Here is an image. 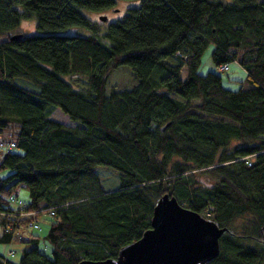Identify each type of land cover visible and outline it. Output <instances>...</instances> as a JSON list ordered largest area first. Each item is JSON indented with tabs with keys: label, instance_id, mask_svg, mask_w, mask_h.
Masks as SVG:
<instances>
[{
	"label": "trees",
	"instance_id": "trees-1",
	"mask_svg": "<svg viewBox=\"0 0 264 264\" xmlns=\"http://www.w3.org/2000/svg\"><path fill=\"white\" fill-rule=\"evenodd\" d=\"M113 2L0 0V141L14 144L0 150V244L52 217L50 256L31 235L17 262L0 253V264L115 259L164 194L224 229L205 264H264V0H138L101 23L82 13ZM29 18L36 33L10 40ZM72 27L91 32L62 33ZM208 44L219 72L245 71L236 89L199 73ZM120 66L132 84L107 87ZM99 167L117 188H101ZM194 169L212 182L198 186Z\"/></svg>",
	"mask_w": 264,
	"mask_h": 264
},
{
	"label": "water",
	"instance_id": "water-1",
	"mask_svg": "<svg viewBox=\"0 0 264 264\" xmlns=\"http://www.w3.org/2000/svg\"><path fill=\"white\" fill-rule=\"evenodd\" d=\"M106 21V16L98 17ZM21 34L12 35L16 40ZM223 228L181 206L173 196L156 201L150 227L123 247L115 259L81 260L78 264H205L218 254Z\"/></svg>",
	"mask_w": 264,
	"mask_h": 264
},
{
	"label": "rangeland",
	"instance_id": "rangeland-1",
	"mask_svg": "<svg viewBox=\"0 0 264 264\" xmlns=\"http://www.w3.org/2000/svg\"><path fill=\"white\" fill-rule=\"evenodd\" d=\"M113 4L109 8H105L99 11H90L82 10L83 15L93 23H101L98 17L106 16L109 22L119 19L126 9L130 7H135L138 5V0H113ZM105 22V21H103ZM100 29H103L98 25ZM91 30L84 28H68V30H63L62 33L75 34L80 36H86ZM35 34V22L33 18L21 20L19 26L14 32L16 34ZM212 45L208 44L200 57V66L199 73L205 74L207 71H216L221 77V83L224 87L228 89H236L239 85V81H242L245 77V71L236 63L229 62L227 64V71L219 72L212 64L210 58V52ZM127 66H120L115 70L111 71L107 75V87L113 88H124L129 87L132 84L133 80L130 77V70ZM184 70L181 71V76H184ZM61 78L68 80V82L73 85L74 88L84 87L86 84L82 83L81 78H70L61 76ZM50 118L63 123L64 125L70 126L73 125L62 112L58 109H54L50 115ZM97 174L99 177L100 186L103 190L108 191L117 188L118 186V177L117 173L111 169L97 168ZM193 178L197 181V185L203 187L210 184L212 181L209 177L205 175L202 171L197 169L192 170ZM16 195L23 202L28 200V193L26 189L18 187L16 189ZM182 205V204H181ZM203 217L202 215H200ZM204 218V217H203ZM36 223L39 225V230H33L31 227L27 226L26 223H20L18 228L15 229L12 233V239L7 244H0V253L9 257L12 261L17 262L23 249L29 248L30 245L26 242L31 235H36L38 237V242L36 244L37 249L44 253L47 256H50L51 247L47 240L44 238L50 222H52V217L46 213H41L35 218ZM12 252V255L9 256L8 253Z\"/></svg>",
	"mask_w": 264,
	"mask_h": 264
},
{
	"label": "built area",
	"instance_id": "built-area-1",
	"mask_svg": "<svg viewBox=\"0 0 264 264\" xmlns=\"http://www.w3.org/2000/svg\"><path fill=\"white\" fill-rule=\"evenodd\" d=\"M226 66L225 65H222L219 67V69H225ZM14 146L13 142L9 141L7 143H4L2 141H0V149H5V150H9L11 149L12 147ZM51 213V212H50ZM32 227L33 228H37V225L35 223H31ZM9 255H11V252L8 253Z\"/></svg>",
	"mask_w": 264,
	"mask_h": 264
},
{
	"label": "flooded vegetation",
	"instance_id": "flooded-vegetation-1",
	"mask_svg": "<svg viewBox=\"0 0 264 264\" xmlns=\"http://www.w3.org/2000/svg\"><path fill=\"white\" fill-rule=\"evenodd\" d=\"M106 19H107V17H106ZM105 22H109L108 20H106Z\"/></svg>",
	"mask_w": 264,
	"mask_h": 264
},
{
	"label": "bare ground",
	"instance_id": "bare-ground-1",
	"mask_svg": "<svg viewBox=\"0 0 264 264\" xmlns=\"http://www.w3.org/2000/svg\"><path fill=\"white\" fill-rule=\"evenodd\" d=\"M0 150H4V149H0Z\"/></svg>",
	"mask_w": 264,
	"mask_h": 264
}]
</instances>
